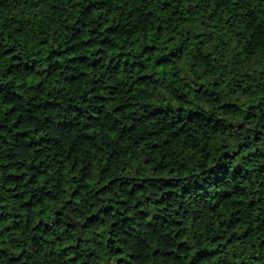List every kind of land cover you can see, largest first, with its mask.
Returning a JSON list of instances; mask_svg holds the SVG:
<instances>
[{
    "label": "trees",
    "instance_id": "obj_1",
    "mask_svg": "<svg viewBox=\"0 0 264 264\" xmlns=\"http://www.w3.org/2000/svg\"><path fill=\"white\" fill-rule=\"evenodd\" d=\"M0 264H264V0H0Z\"/></svg>",
    "mask_w": 264,
    "mask_h": 264
}]
</instances>
